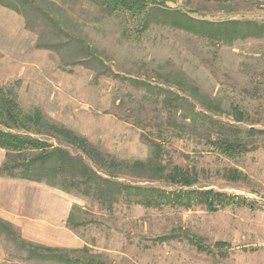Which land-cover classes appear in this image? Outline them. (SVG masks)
Masks as SVG:
<instances>
[{"label":"rangeland","instance_id":"obj_1","mask_svg":"<svg viewBox=\"0 0 264 264\" xmlns=\"http://www.w3.org/2000/svg\"><path fill=\"white\" fill-rule=\"evenodd\" d=\"M28 1L37 6L35 11L25 13L19 5L10 9L0 1V86L17 94L24 112L38 110L114 157L144 160L149 147L131 120L148 117L149 107L140 102V92L127 85L128 80L160 82L156 70H172L219 107L208 112L212 118L242 130L245 145L244 151L227 155L195 136L181 135L164 143V160L195 177L191 187L130 174L119 177L166 191L212 188L227 194L230 203L215 212L200 205L185 210L123 202L107 212L88 197L44 182L0 177V217L33 244L87 247V257L72 256L108 264H264V36L208 43L157 23L142 27L138 18L111 9L106 0ZM144 2L180 9L197 19L264 24V0ZM69 38L93 47L103 66L67 44ZM108 70L110 76L103 74ZM230 105L245 113L243 122L232 120ZM254 128L255 136L247 133ZM217 134L214 129L213 138ZM60 145L78 153L70 145ZM4 158L0 148V165ZM233 171L240 176L236 181L230 177ZM74 204L80 208L74 213L76 221L86 223L72 229L66 219ZM189 236L200 237L204 251ZM217 241L226 246L216 248ZM26 258L25 251L0 236V264H63Z\"/></svg>","mask_w":264,"mask_h":264},{"label":"trees","instance_id":"obj_2","mask_svg":"<svg viewBox=\"0 0 264 264\" xmlns=\"http://www.w3.org/2000/svg\"><path fill=\"white\" fill-rule=\"evenodd\" d=\"M10 9L35 11L37 6L28 0H0ZM111 9L127 12L142 23V27L160 24L173 27L199 36L209 42L231 43L246 38L264 36V24L253 20L230 19L210 21L197 19L180 9L171 10L159 6H148L144 0H106ZM165 4L170 0H156ZM74 49L98 67L103 66L95 55L93 47L82 39L69 38ZM109 75V70L104 72ZM158 81L130 78L129 86L140 92V102L149 107L148 117L135 118L132 123L142 131L149 147V156L144 160L120 159L107 154L92 144L85 136L63 124L47 119L40 111L24 112L20 107L17 94L11 89L0 86V148L5 150V158L0 165V177H15L30 181L44 182L67 193H77L95 201L100 209L113 211L116 204L140 205L160 208L179 207L189 210L203 206L215 212L230 203L227 194L212 188L178 189L166 191L152 186L129 184L119 180L122 175L143 176L148 179L166 181L173 185L191 187L195 177L177 163L164 160L163 145L181 135L195 136L211 141L227 155L244 151L241 141L242 130L228 122L212 118L208 112H215L214 105L198 87L178 71L164 70L155 72ZM200 106V108H199ZM232 120L243 122L245 113L238 105H230ZM218 130L213 138L212 131ZM12 131H22L17 133ZM248 134L256 135L258 130L249 129ZM43 136L56 143L39 138ZM70 145L78 153H71L60 144ZM246 149V148H245ZM171 163V164H170ZM232 180L239 174L233 171ZM80 208L74 204L66 219V226L84 225L85 220L76 221L75 211ZM0 236L25 251L28 260L51 261L63 264H108L96 258H78L72 254H85L87 247L64 249L36 244L25 240L14 225L0 217ZM195 240L196 248L204 251L202 239ZM216 248H223L226 242L217 241ZM210 252V249L205 250ZM87 257V256H85Z\"/></svg>","mask_w":264,"mask_h":264}]
</instances>
